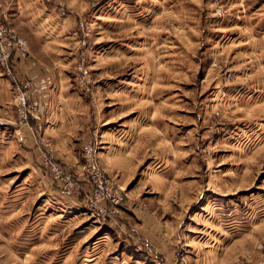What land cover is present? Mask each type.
I'll return each mask as SVG.
<instances>
[{"label":"rangeland","instance_id":"rangeland-1","mask_svg":"<svg viewBox=\"0 0 264 264\" xmlns=\"http://www.w3.org/2000/svg\"><path fill=\"white\" fill-rule=\"evenodd\" d=\"M51 1L76 23L80 152L93 145L126 202L102 221L45 160L66 164L3 142L0 264H264V0Z\"/></svg>","mask_w":264,"mask_h":264},{"label":"crops","instance_id":"crops-1","mask_svg":"<svg viewBox=\"0 0 264 264\" xmlns=\"http://www.w3.org/2000/svg\"><path fill=\"white\" fill-rule=\"evenodd\" d=\"M57 4V1L51 0H0L5 25L22 34L28 42L32 62L16 61L13 70L17 74L25 73L32 81L37 89L38 105L37 114L29 120L32 129L16 123L14 91L10 77L0 66V147L3 142L10 143L13 147L20 144L27 157L31 153L30 159L41 161L42 156L48 155L50 159L66 164L68 167L64 166L65 169L71 171V167L72 171L79 172L81 178L82 143L77 136L82 137L85 132L83 121L87 118L82 117V113L86 106L79 93L70 89L67 74L68 67H72V61L69 60L75 47L73 43L78 42V37L73 17L63 14L61 11L64 10ZM263 28L261 26L259 30ZM35 133H38L36 135L39 141L44 142L42 149L40 145L35 148ZM120 139L122 143L124 140L122 137ZM108 142L106 140V149L111 165L119 166L124 151L118 148L114 152V143ZM98 162L100 163L99 157ZM50 191H53L52 188ZM62 196L70 197L66 194ZM80 201L78 199L77 202L83 203ZM146 226L152 227L153 224ZM171 242L173 243V239L164 246L165 252L170 255L173 253Z\"/></svg>","mask_w":264,"mask_h":264},{"label":"built area","instance_id":"built-area-1","mask_svg":"<svg viewBox=\"0 0 264 264\" xmlns=\"http://www.w3.org/2000/svg\"><path fill=\"white\" fill-rule=\"evenodd\" d=\"M78 27L83 31L84 43L91 34L90 25L85 19H78ZM29 46L24 37L7 27L0 10V66L10 77L11 86L15 91V111L19 125H29L30 117L37 114V89L28 76L17 74L13 69L15 62L30 61ZM75 72L79 80L86 81L89 77L88 55L86 49H81L75 63ZM39 146V143L36 144ZM85 171L81 178L73 171L65 169L46 159V167L53 181L63 180V188L73 195H83V202L102 221L117 224V214L114 209L126 202L125 192L119 188L114 179L106 174L95 158V148L86 144L81 150Z\"/></svg>","mask_w":264,"mask_h":264}]
</instances>
